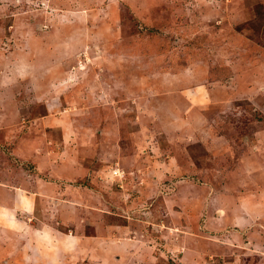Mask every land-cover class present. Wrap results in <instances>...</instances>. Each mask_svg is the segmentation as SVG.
I'll list each match as a JSON object with an SVG mask.
<instances>
[{"label": "rangeland", "instance_id": "obj_1", "mask_svg": "<svg viewBox=\"0 0 264 264\" xmlns=\"http://www.w3.org/2000/svg\"><path fill=\"white\" fill-rule=\"evenodd\" d=\"M263 157L264 0H0V264H264Z\"/></svg>", "mask_w": 264, "mask_h": 264}, {"label": "crops", "instance_id": "obj_2", "mask_svg": "<svg viewBox=\"0 0 264 264\" xmlns=\"http://www.w3.org/2000/svg\"><path fill=\"white\" fill-rule=\"evenodd\" d=\"M264 158V157H263ZM23 185H21L22 187ZM14 189L19 190L17 187H15ZM21 191V189H20ZM13 194L11 197H19L17 199H19L17 201V203H14L13 205H15V207H18L19 209H21L20 207H22V209H27V204H28V197L24 196V195H20V194ZM207 195V194H206ZM6 194H4L3 192H0V197H5ZM258 196L264 198V190H262ZM56 202V201H55ZM9 205V203H8ZM253 203L246 205V204H242L241 205H236V207L232 208L230 210V212L232 211V217L231 220L233 222V225H235L239 230H241L242 232L246 231L253 223H255L256 218L257 217H263L264 215V207L260 206V208H257L256 206H252ZM76 207V206H74ZM210 208V207H209ZM209 208H207V210H209ZM54 211V210H53ZM241 211V213L246 214L247 216H244L242 218H237L238 216V212ZM203 213V212H202ZM46 216V214L44 215H40L38 219H36L39 223L36 225V229L34 231V233H32V240L33 239H37L39 241V245L41 247H46V248H50V249H46V250H42L41 253L39 254L40 256V262H45L47 264H55L56 261H58L59 258V254L60 252H65L66 254H62L66 255V257L68 258L70 255V245L72 243H76L75 241L73 242L72 239H70V237L65 236L67 234H65L64 236H61V238L59 237L58 239H56V237L58 236H52L50 231L47 228H50L51 226V217L50 220H46L44 219V217ZM2 219L4 220L5 217H2ZM208 224V222H207ZM25 226L27 227V225L25 224ZM19 228V227H18ZM44 230H47L45 233V235H43ZM4 234H6V232H4ZM20 235V233H19ZM21 236V235H20ZM26 237H28V235H26ZM31 238V237H30ZM55 238V240H58L57 245L53 246L51 239ZM84 244H90L92 241L88 238L85 240H82ZM60 249V250H59Z\"/></svg>", "mask_w": 264, "mask_h": 264}, {"label": "trees", "instance_id": "obj_3", "mask_svg": "<svg viewBox=\"0 0 264 264\" xmlns=\"http://www.w3.org/2000/svg\"><path fill=\"white\" fill-rule=\"evenodd\" d=\"M80 183H81L82 185H86V186H88V184L85 183V181H83V180H82Z\"/></svg>", "mask_w": 264, "mask_h": 264}]
</instances>
